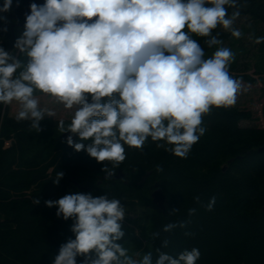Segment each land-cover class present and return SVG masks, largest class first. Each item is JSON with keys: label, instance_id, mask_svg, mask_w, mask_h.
Here are the masks:
<instances>
[{"label": "clouds", "instance_id": "1", "mask_svg": "<svg viewBox=\"0 0 264 264\" xmlns=\"http://www.w3.org/2000/svg\"><path fill=\"white\" fill-rule=\"evenodd\" d=\"M12 4L4 0L0 12H9ZM244 6L240 0L33 2L15 52L0 46V105L15 101V119L30 121L37 132L45 117L57 113L42 107L36 93L62 105L70 122L60 119L57 128L72 134L67 145L86 151L98 163L112 162L111 168H102L106 179L126 159L125 145L143 150L149 138L156 148L187 158L207 131L203 116L213 107L233 106L242 88L229 73L234 53L220 46L223 41L213 31L222 26L241 38L234 22ZM229 9L234 11L229 14ZM193 34L216 48L211 57L205 58ZM254 42L262 43L264 37ZM73 136L90 142H75ZM63 176L57 172L53 182L59 184ZM44 203L57 208V217L73 221L75 238L60 246L53 264H77L78 257L81 264H197L201 256L195 247L175 256L156 249L155 259L151 251L129 254L118 243L125 236L121 222L126 216L119 199L73 192ZM214 204L212 197L206 210ZM194 213L188 210L189 216ZM189 222L168 223L163 232ZM160 236L159 231L152 233L153 240ZM161 246L167 248L169 240Z\"/></svg>", "mask_w": 264, "mask_h": 264}, {"label": "trees", "instance_id": "2", "mask_svg": "<svg viewBox=\"0 0 264 264\" xmlns=\"http://www.w3.org/2000/svg\"><path fill=\"white\" fill-rule=\"evenodd\" d=\"M33 2L43 4L44 0H13L9 12H0V46L6 50L15 52V40ZM240 2H246L240 15L264 26V0ZM3 3L0 0V7ZM213 34L223 43L230 38L218 28ZM194 39L204 48L205 58L211 57L216 48H209L206 38ZM247 70L248 66L241 68L237 63L229 66L233 78L255 82ZM251 118L250 111L236 106L213 107L203 116L207 131L187 158L156 148L151 138L143 150L125 145L126 159L115 174L121 169L126 175L114 180V176L106 179L102 171L106 165L111 168L112 162L98 163L86 151L76 152L67 145L57 128L60 119L45 118L37 132L30 121L18 122L8 107L0 105V264H53L60 246L75 238L70 230L73 221L57 217V208L44 202L73 192L107 195L119 199L124 207L141 204L150 208L147 228L154 259L156 249L175 256L195 247L201 253L197 264H264V152H258L264 147V128L241 126ZM7 140L12 144L4 148ZM75 142L90 141L78 138ZM57 172L64 173L59 184L53 182ZM155 183L167 196L165 211L152 203ZM197 196L199 201L194 199ZM212 197L215 204L208 211ZM189 209H195L191 216ZM187 221L185 227L163 232L168 223ZM157 231L161 236L153 240L152 233ZM164 239L169 240L167 248L161 246ZM118 243L128 249L131 239L123 237ZM82 259L78 257L77 264Z\"/></svg>", "mask_w": 264, "mask_h": 264}, {"label": "rangeland", "instance_id": "3", "mask_svg": "<svg viewBox=\"0 0 264 264\" xmlns=\"http://www.w3.org/2000/svg\"><path fill=\"white\" fill-rule=\"evenodd\" d=\"M234 27L242 31L241 38L232 37L231 33L224 30L222 26L217 27L218 30L230 35L229 40L220 46L230 48L234 53L235 59L231 64L237 63L241 68L248 66L246 75L254 79L255 82L241 81L242 88L237 94L236 103L233 106L251 112L252 118L242 121V127L264 128V49L262 48L263 42L259 44L254 42L257 37H264V26L250 16L240 15L234 22ZM195 37L193 34V38ZM36 95L41 98L42 107H50L56 111V119L70 120V112L65 110L62 105L42 93ZM5 106L8 107L11 115L16 116L19 109L15 101ZM11 144L12 140H7L4 148L10 147ZM51 171L52 169L49 170V172ZM125 211L126 216L121 223L125 232L124 239H131V244L128 247L129 254L140 250L143 255L150 250L147 216L151 209L141 204H135L125 206Z\"/></svg>", "mask_w": 264, "mask_h": 264}, {"label": "water", "instance_id": "4", "mask_svg": "<svg viewBox=\"0 0 264 264\" xmlns=\"http://www.w3.org/2000/svg\"><path fill=\"white\" fill-rule=\"evenodd\" d=\"M68 135H72L71 133H63L62 138L66 141ZM74 141L78 139V136H73ZM258 152H264V147H260ZM226 170V167L223 168V171ZM125 172L123 170H118L117 174L114 175V180H123L125 178ZM106 177V176H105ZM88 189H90L88 187ZM151 198L154 207L158 210L165 211L167 207V196L164 193L159 183H155L151 187Z\"/></svg>", "mask_w": 264, "mask_h": 264}]
</instances>
